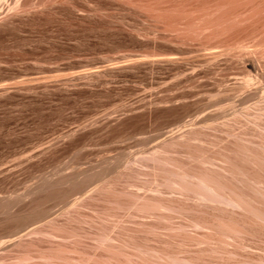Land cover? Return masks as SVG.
Here are the masks:
<instances>
[{
    "label": "rangeland",
    "instance_id": "374dc122",
    "mask_svg": "<svg viewBox=\"0 0 264 264\" xmlns=\"http://www.w3.org/2000/svg\"><path fill=\"white\" fill-rule=\"evenodd\" d=\"M0 12V264H264V0Z\"/></svg>",
    "mask_w": 264,
    "mask_h": 264
},
{
    "label": "bare ground",
    "instance_id": "6f19581e",
    "mask_svg": "<svg viewBox=\"0 0 264 264\" xmlns=\"http://www.w3.org/2000/svg\"><path fill=\"white\" fill-rule=\"evenodd\" d=\"M26 0H0V10L7 7L8 9H13V7H19L24 4ZM1 13V12H0Z\"/></svg>",
    "mask_w": 264,
    "mask_h": 264
}]
</instances>
